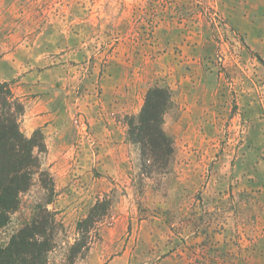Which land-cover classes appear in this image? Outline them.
Returning a JSON list of instances; mask_svg holds the SVG:
<instances>
[{
	"label": "rangeland",
	"instance_id": "rangeland-1",
	"mask_svg": "<svg viewBox=\"0 0 264 264\" xmlns=\"http://www.w3.org/2000/svg\"><path fill=\"white\" fill-rule=\"evenodd\" d=\"M3 82L23 101V133L43 135L64 243L111 204L75 264H264V0H0ZM153 87L171 97L173 155L145 175L126 122ZM37 97L58 109L44 131ZM28 216H11L0 245Z\"/></svg>",
	"mask_w": 264,
	"mask_h": 264
},
{
	"label": "trees",
	"instance_id": "trees-1",
	"mask_svg": "<svg viewBox=\"0 0 264 264\" xmlns=\"http://www.w3.org/2000/svg\"><path fill=\"white\" fill-rule=\"evenodd\" d=\"M171 107L168 90L153 87L147 90L139 113L127 119L126 140L138 148L145 175L166 174L171 163L173 145L162 129L164 114ZM23 115V101L13 94L9 84L0 83V229L8 225L13 214L30 210L28 218L17 219L8 242L0 245V264H50L49 254L57 248L63 251L58 264H75L86 257L96 236L93 234L108 218L111 204L105 199L97 201L76 223L73 242L64 243V227L48 209L55 189L42 162L46 154L44 138L40 130L29 137L23 133ZM36 184L41 190L39 200L22 204V196Z\"/></svg>",
	"mask_w": 264,
	"mask_h": 264
},
{
	"label": "crops",
	"instance_id": "crops-1",
	"mask_svg": "<svg viewBox=\"0 0 264 264\" xmlns=\"http://www.w3.org/2000/svg\"><path fill=\"white\" fill-rule=\"evenodd\" d=\"M37 100H39V102H34V104H32L30 106V108H31L32 111H40V110L44 111V109H45V113L37 115L35 117V120L37 121L39 127H42L41 129H42V131H44L45 129H47L46 127L51 126L50 124H54L55 123V121L51 123V121H53V118H51V117H54L53 115H55L54 113H51V110H56L57 106H56V103L54 101L52 102V105L54 104L55 107L45 106V105H48L47 103L50 102V101H44L43 97H37L35 99V101H37ZM44 103H45V105H44ZM63 103L65 105H68L69 107L72 106L71 100L65 99V102H63ZM77 104H78V102H77ZM47 111H50V112H48L49 114L46 113Z\"/></svg>",
	"mask_w": 264,
	"mask_h": 264
}]
</instances>
